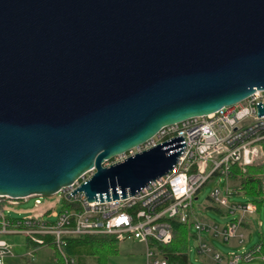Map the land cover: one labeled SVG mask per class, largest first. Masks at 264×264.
<instances>
[{
    "label": "water",
    "instance_id": "obj_1",
    "mask_svg": "<svg viewBox=\"0 0 264 264\" xmlns=\"http://www.w3.org/2000/svg\"><path fill=\"white\" fill-rule=\"evenodd\" d=\"M260 89L264 0H0V195H135L179 153L106 159Z\"/></svg>",
    "mask_w": 264,
    "mask_h": 264
},
{
    "label": "built area",
    "instance_id": "obj_2",
    "mask_svg": "<svg viewBox=\"0 0 264 264\" xmlns=\"http://www.w3.org/2000/svg\"><path fill=\"white\" fill-rule=\"evenodd\" d=\"M260 109L264 110V89L212 114L165 126L141 145L106 159L103 166L116 165L164 142L167 155L179 153L172 170L135 195L127 193L125 198L115 200L103 196L102 200L89 202L84 192L76 190L91 178L95 168L57 192L51 204H46L42 195L23 198L0 195V264H6V258L13 255V245L6 239L13 235L23 236L33 244L26 252L29 258H34L38 248L51 246L55 252L53 264H78L76 258L64 252V246L68 239L83 236H111L118 242L138 240L145 244L147 264H166L156 254L153 243L171 242L174 219L192 223L197 231L198 252L213 264H238L241 260L251 261L256 255L264 263L258 245L226 261L202 237V232L207 231L225 242L236 239L244 243L242 225L245 217L257 213L254 202L229 204L230 188L227 186L225 192L215 189L211 198L236 214L221 229L194 219L193 212L197 194L214 176L221 175L228 182L234 165L245 170L263 160L264 113ZM32 197L35 198L32 214L17 219L6 214L9 207Z\"/></svg>",
    "mask_w": 264,
    "mask_h": 264
},
{
    "label": "rangeland",
    "instance_id": "obj_3",
    "mask_svg": "<svg viewBox=\"0 0 264 264\" xmlns=\"http://www.w3.org/2000/svg\"><path fill=\"white\" fill-rule=\"evenodd\" d=\"M264 150V148H263ZM264 162V158L261 162H259L256 166ZM255 166V165H254ZM245 171V170H243ZM230 188L232 194L227 196V201L229 204H244L246 203L249 198L238 189L236 182L231 179L226 181V178L221 175L214 176L209 182L199 191L197 194V198L194 201V219L205 223L206 225H214L218 229L224 227L236 214L229 213L225 207H222L219 203L215 202L211 198V194L215 189H220L222 192L226 191V188ZM237 191V192H236ZM56 196H43V200L46 204H51ZM34 200L35 198H30L26 202L19 201V204L16 206L9 207V211L6 213L11 218H23L27 215L32 214L35 211L34 207ZM59 210V207H56ZM252 217V218H251ZM251 231H252V238L249 241L246 238L245 242L241 245L237 244L235 239H231L229 242L222 241L220 238L213 236L210 232L203 231L202 237L206 240V242L211 246V248L217 252H220L223 256H227L230 253V245L236 244L235 250H237L236 255L242 254L246 247L251 246L252 244L256 243L261 235L264 234V213L263 209L251 215ZM262 223L260 226L259 223ZM191 231L196 234V229L191 226ZM244 232L248 234V230L245 228ZM248 237V236H247ZM17 238V239H16ZM6 239L9 240H24L23 236H6ZM190 244H189V257L190 260L194 264H205L204 259H208L204 255H201L197 249V240L196 237H190ZM117 247V248H116ZM116 250L110 248L109 250L99 252L98 250L96 253L91 255L88 259L92 262L95 261V257L97 260L99 258L100 264H147L145 251L146 247L143 242L138 240H126L121 241L116 246ZM47 252L54 255V249L51 246L43 247ZM249 249V248H248ZM225 258V257H224ZM152 260V258H151ZM210 263L209 261H206ZM238 264H264L261 260L260 255H256V257L251 261L241 260Z\"/></svg>",
    "mask_w": 264,
    "mask_h": 264
},
{
    "label": "trees",
    "instance_id": "obj_4",
    "mask_svg": "<svg viewBox=\"0 0 264 264\" xmlns=\"http://www.w3.org/2000/svg\"><path fill=\"white\" fill-rule=\"evenodd\" d=\"M264 148V140L262 141ZM231 179H233L239 190L243 192L250 201L257 205V212L263 209L264 213V162L258 166H248L243 171L239 166L234 165L231 170ZM171 225L173 228V237L169 244L153 243L155 246V252L166 260V264H194L189 257V244L190 237H196V234L191 231L192 223H182L178 220H172ZM244 226L248 230V238L252 236L251 226L244 223ZM118 241L111 236H83L77 238L68 239L64 246V252L67 255H79L80 263L86 264L83 260L87 261L91 255L98 250L100 253L110 248L116 250ZM260 246L261 254L264 255V234L261 233L255 246ZM116 247V248H115ZM252 247V248H253ZM81 258L83 260H81ZM92 262L89 260L88 264H100V260L97 257ZM205 264H213L211 261Z\"/></svg>",
    "mask_w": 264,
    "mask_h": 264
},
{
    "label": "crops",
    "instance_id": "obj_5",
    "mask_svg": "<svg viewBox=\"0 0 264 264\" xmlns=\"http://www.w3.org/2000/svg\"><path fill=\"white\" fill-rule=\"evenodd\" d=\"M250 217L251 216H247V217L244 218V222H243V225H242V231L243 232H244V230L246 228L244 226V223H247L249 225L251 224ZM259 225L261 226L262 223L260 222ZM245 235H246V238H248L247 236L249 234L245 233ZM13 236H15V235H13ZM16 236H18V235H16ZM23 238H24V240H21V239L16 240L17 238L15 240L14 239L13 240H9L8 239L9 242L13 245V255L6 258V260H5L6 264H53L55 253H54V255H52L49 252H47V250H45V248H43V247H40V248L37 249L34 258H29L28 256H26V252L33 247V244L30 243L25 237H23ZM251 238H252V236H251ZM251 238L249 237L248 240L250 241ZM235 241H236L237 244L241 245L236 239H235ZM256 243H254V244H256ZM254 244H252L251 246L246 247L245 251H248V250L252 249ZM230 246L232 247V248L229 249L230 253L227 254V256H224L225 257L224 259L226 261L231 259L233 255H236V252H237V250L234 249L236 244H232ZM73 257H75L77 259L78 263H80V256L79 255H76V256H73ZM81 260H83V259L81 258ZM86 260L87 261H85V260H83V261L87 262L86 264H88L89 260L88 259H86ZM205 260H208V261L210 260L212 262V260L210 258L204 259V261Z\"/></svg>",
    "mask_w": 264,
    "mask_h": 264
},
{
    "label": "bare ground",
    "instance_id": "obj_6",
    "mask_svg": "<svg viewBox=\"0 0 264 264\" xmlns=\"http://www.w3.org/2000/svg\"><path fill=\"white\" fill-rule=\"evenodd\" d=\"M75 258V257H74Z\"/></svg>",
    "mask_w": 264,
    "mask_h": 264
}]
</instances>
